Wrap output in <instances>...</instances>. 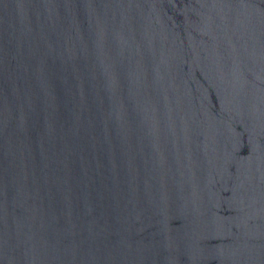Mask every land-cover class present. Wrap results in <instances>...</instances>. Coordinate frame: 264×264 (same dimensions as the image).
I'll list each match as a JSON object with an SVG mask.
<instances>
[{"label": "water", "instance_id": "water-1", "mask_svg": "<svg viewBox=\"0 0 264 264\" xmlns=\"http://www.w3.org/2000/svg\"><path fill=\"white\" fill-rule=\"evenodd\" d=\"M0 264H264V0H0Z\"/></svg>", "mask_w": 264, "mask_h": 264}]
</instances>
